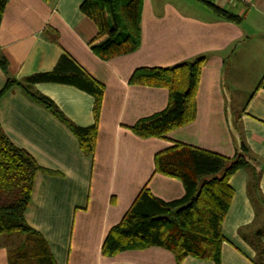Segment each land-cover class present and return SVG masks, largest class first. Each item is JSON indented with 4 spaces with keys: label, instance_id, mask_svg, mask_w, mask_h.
Masks as SVG:
<instances>
[{
    "label": "crops",
    "instance_id": "crops-1",
    "mask_svg": "<svg viewBox=\"0 0 264 264\" xmlns=\"http://www.w3.org/2000/svg\"><path fill=\"white\" fill-rule=\"evenodd\" d=\"M84 1L8 0L0 22V56L7 62L6 72L0 66V91L8 79L18 82L0 99V131L40 166L25 213L42 239L36 244L45 242L54 264H216L191 256L178 261L157 246L115 256L102 251L144 188L164 202L185 196L182 181L155 168L157 153L182 143L249 161L230 179L220 264H264V88L258 87L264 0H143L140 47L109 61L89 46L98 30L80 10ZM209 3L242 21L221 18ZM64 54L105 87L90 155L66 123L92 126L95 97L68 84L27 81L53 71ZM202 56L195 120L164 138L137 136L132 127L164 111L170 92L131 83L134 72ZM31 93L52 101L67 122ZM12 240L0 234V264L13 263Z\"/></svg>",
    "mask_w": 264,
    "mask_h": 264
},
{
    "label": "trees",
    "instance_id": "trees-1",
    "mask_svg": "<svg viewBox=\"0 0 264 264\" xmlns=\"http://www.w3.org/2000/svg\"><path fill=\"white\" fill-rule=\"evenodd\" d=\"M7 3L8 0H0V22ZM142 5L143 0L83 2L81 12L97 25L98 33L89 46L99 58L109 61L133 53L140 47ZM209 7L221 18L235 23L242 21V17L211 3ZM204 62L205 57L202 56L168 68H142L134 72L131 83L163 87L170 92L169 104L164 111L143 118L132 127L137 136L164 138L169 132L195 120L196 95ZM0 66L4 72L7 71V62L1 56ZM27 81L30 84H68L95 97V123L87 128H79L68 123L52 101L31 93L59 119L67 122L65 123L79 137L81 149L86 154H93L104 85L89 76L67 54L61 57L53 71L34 75ZM15 85L18 82L8 79L0 91V99ZM258 87L264 88V77ZM248 163L244 154L230 159L182 143H175L167 150L157 153L156 171L182 181L185 196L179 200L164 202L144 188L121 222L109 232L103 244V254L115 256L123 251L157 246L171 251L178 261L191 256L220 264L224 241L222 224L234 194L230 179ZM39 170L40 166L33 156L15 146L0 131V234L18 233L27 238L34 237L35 241L41 239L25 221L35 175ZM44 243L35 247L37 255L42 257V260L39 258L36 262L54 264ZM24 247L21 245L11 252L13 263L16 258H21Z\"/></svg>",
    "mask_w": 264,
    "mask_h": 264
},
{
    "label": "rangeland",
    "instance_id": "rangeland-1",
    "mask_svg": "<svg viewBox=\"0 0 264 264\" xmlns=\"http://www.w3.org/2000/svg\"><path fill=\"white\" fill-rule=\"evenodd\" d=\"M9 236H12L13 240L11 241V243L17 244V248H20L21 245L25 246L24 250L21 252V258L22 260L19 261L20 264H42L38 261V263L36 262L37 259H41L42 257L40 255H37L38 253L36 252V241L34 237H30L27 238L26 236H22L18 233H13V234H6ZM26 237V239H25ZM14 248H12V250H15ZM36 255L38 257H36ZM42 262V261H41Z\"/></svg>",
    "mask_w": 264,
    "mask_h": 264
}]
</instances>
